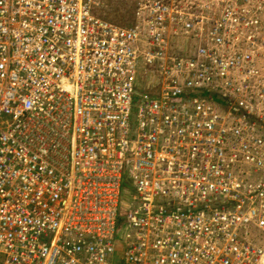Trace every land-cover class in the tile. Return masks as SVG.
Returning <instances> with one entry per match:
<instances>
[{"label":"built area","instance_id":"1","mask_svg":"<svg viewBox=\"0 0 264 264\" xmlns=\"http://www.w3.org/2000/svg\"><path fill=\"white\" fill-rule=\"evenodd\" d=\"M128 1L0 0V264H264V0Z\"/></svg>","mask_w":264,"mask_h":264},{"label":"rangeland","instance_id":"2","mask_svg":"<svg viewBox=\"0 0 264 264\" xmlns=\"http://www.w3.org/2000/svg\"><path fill=\"white\" fill-rule=\"evenodd\" d=\"M101 5L98 7L97 11L101 16L108 18L109 20L120 24V25H130L135 21V8L128 0H101ZM189 42L186 41L181 48L182 51H188ZM151 69H149V74L143 76V87L141 89H146L148 84V79H151L150 76ZM142 76V74L140 75ZM152 80V79H151ZM121 254V253H119ZM120 257V255H119Z\"/></svg>","mask_w":264,"mask_h":264}]
</instances>
